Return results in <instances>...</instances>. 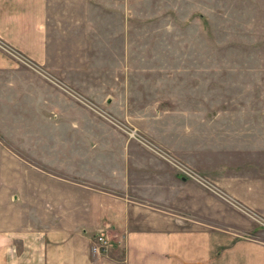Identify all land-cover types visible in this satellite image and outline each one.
Returning a JSON list of instances; mask_svg holds the SVG:
<instances>
[{
  "label": "rangeland",
  "instance_id": "1",
  "mask_svg": "<svg viewBox=\"0 0 264 264\" xmlns=\"http://www.w3.org/2000/svg\"><path fill=\"white\" fill-rule=\"evenodd\" d=\"M122 1L90 9L93 19L80 21L75 53L62 52V70L0 41L5 53L44 79L52 107L47 122L60 131L43 134L44 146L34 141L38 154L60 162L62 146L90 158V143L109 142L123 145L128 157L159 159L254 227L239 235L264 244V0H124V9ZM20 119L25 125L42 120ZM3 156L0 180L12 168ZM24 167L13 166L21 174ZM229 167L242 176L236 191L253 184L251 194L228 191L213 177ZM186 173L200 175L210 189ZM51 198L52 219H62L56 206L62 196ZM213 225L230 231L222 220ZM106 232L91 235L92 256L112 247ZM96 234L107 240L103 250L92 251Z\"/></svg>",
  "mask_w": 264,
  "mask_h": 264
},
{
  "label": "crops",
  "instance_id": "2",
  "mask_svg": "<svg viewBox=\"0 0 264 264\" xmlns=\"http://www.w3.org/2000/svg\"><path fill=\"white\" fill-rule=\"evenodd\" d=\"M109 1L0 0V41L62 70V52L75 53L81 22L93 19L92 7ZM41 80L0 47V119L6 123L0 122V152L12 166L0 180V264H264V244L238 233L254 227L159 159L128 157L123 145L109 142L90 143V158L64 153L62 146L60 162L39 155L37 139L44 146L49 138L43 134L60 131L47 122L52 107ZM23 116H39L41 125H25ZM19 165L25 173L13 168ZM230 170L213 177L228 191L251 194L253 184L236 191L242 176ZM54 196H62L56 205L62 219H52ZM221 220L230 231L213 225ZM102 227L112 247L92 256L90 237Z\"/></svg>",
  "mask_w": 264,
  "mask_h": 264
},
{
  "label": "built area",
  "instance_id": "3",
  "mask_svg": "<svg viewBox=\"0 0 264 264\" xmlns=\"http://www.w3.org/2000/svg\"><path fill=\"white\" fill-rule=\"evenodd\" d=\"M189 177L194 178L196 181L200 182L202 185L206 186L209 188L208 183L201 177L200 175L196 173H186ZM210 189V188H209ZM94 243L91 246L92 251H99L103 250L107 246V240L104 239L103 236L96 234L94 236Z\"/></svg>",
  "mask_w": 264,
  "mask_h": 264
}]
</instances>
